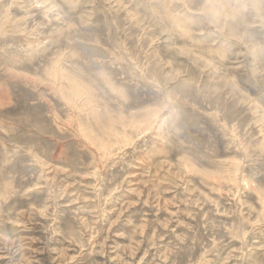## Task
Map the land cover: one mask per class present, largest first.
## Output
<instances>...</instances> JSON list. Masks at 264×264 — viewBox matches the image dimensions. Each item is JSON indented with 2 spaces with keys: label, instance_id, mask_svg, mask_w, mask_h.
Listing matches in <instances>:
<instances>
[{
  "label": "rangeland",
  "instance_id": "obj_1",
  "mask_svg": "<svg viewBox=\"0 0 264 264\" xmlns=\"http://www.w3.org/2000/svg\"><path fill=\"white\" fill-rule=\"evenodd\" d=\"M0 264H264V0H0Z\"/></svg>",
  "mask_w": 264,
  "mask_h": 264
}]
</instances>
